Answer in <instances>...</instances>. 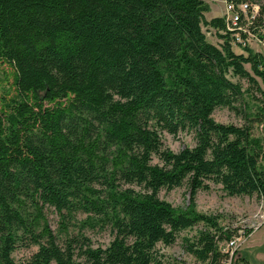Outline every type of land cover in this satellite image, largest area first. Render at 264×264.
Masks as SVG:
<instances>
[{"label": "trees", "instance_id": "1", "mask_svg": "<svg viewBox=\"0 0 264 264\" xmlns=\"http://www.w3.org/2000/svg\"><path fill=\"white\" fill-rule=\"evenodd\" d=\"M209 10L204 0H0V264H161L158 244L198 223L185 251L227 262L219 243L237 230L194 201L209 183L264 201V56L235 52ZM261 29L259 4L251 31L264 39ZM236 106L241 124L213 118ZM162 131H188L195 144L173 152ZM180 186L186 209L158 195ZM46 207L63 229L81 213V226H107L112 239L58 244ZM19 244L37 250L16 261Z\"/></svg>", "mask_w": 264, "mask_h": 264}, {"label": "rangeland", "instance_id": "2", "mask_svg": "<svg viewBox=\"0 0 264 264\" xmlns=\"http://www.w3.org/2000/svg\"><path fill=\"white\" fill-rule=\"evenodd\" d=\"M204 1L209 4V7H211L210 10L205 13L207 17L206 19L211 16L222 17L225 14V0ZM247 1L251 4L264 5V0ZM202 30L209 42L215 45L220 43L218 35L214 29L202 26ZM250 45L251 47H254L255 50L260 49V53L264 56V45L258 42L257 39L251 38ZM232 48L236 52L241 51L234 45H232ZM245 67L249 69L248 65ZM231 80L234 82H240L243 89L251 91V87L248 86L246 80H238L235 77H231ZM236 107L237 110L217 108L213 112V118L217 122L234 123L239 125L243 122V120L241 118V114L237 112L240 107ZM260 130V126L255 127L256 133L260 132ZM160 137L163 146L173 152H178L184 147H192L195 144L193 134L188 131L179 132L175 136L162 131L160 133ZM156 162H158V159L154 157L153 163ZM209 184L210 187L208 190H199L196 193L194 201L195 210L198 213L219 216V223L222 227L237 230L236 237L238 236L239 239L236 242L237 246L233 253H238L240 246L244 243L246 238L250 236L252 231L257 230L261 225L263 226L255 232L252 237L255 241L264 238V201L256 198L255 196H228L221 190L220 185L212 183ZM158 195L160 198L166 200L177 209H186L189 204V193L186 186L176 187L171 190L161 189ZM72 216L73 217L71 219L64 221L66 229H63L61 227V218L58 213L53 208H45V217L48 222V226L55 235L58 244H63L68 235H76L78 233L84 234L88 237L93 246H106L112 239L109 227L99 225L94 227H84L81 226V222L85 218L84 214L76 213ZM203 228V224L198 223L191 228L181 231L172 245L165 246L158 244L161 264H201L191 254L185 251L184 239H193L197 231ZM246 230H249V232L246 233ZM36 250V245L31 244L28 246H21V244H19L14 250L12 256L16 261H23L29 258ZM238 262L239 264H242V260L239 258L237 259V263ZM226 264L233 263L230 259V262L228 261Z\"/></svg>", "mask_w": 264, "mask_h": 264}, {"label": "built area", "instance_id": "3", "mask_svg": "<svg viewBox=\"0 0 264 264\" xmlns=\"http://www.w3.org/2000/svg\"><path fill=\"white\" fill-rule=\"evenodd\" d=\"M257 12L258 4H251L244 0L238 3H235L234 1H226V12L222 16L225 20L226 28L222 33L227 32L229 34L230 43L232 45L239 49L244 46H249L251 48V38L257 39L258 42L264 45V39H260L251 31V24ZM260 31L261 33H264L263 29ZM238 239V236H233L229 240L219 243V250L229 254L227 262H230L237 246L236 242Z\"/></svg>", "mask_w": 264, "mask_h": 264}, {"label": "crops", "instance_id": "4", "mask_svg": "<svg viewBox=\"0 0 264 264\" xmlns=\"http://www.w3.org/2000/svg\"><path fill=\"white\" fill-rule=\"evenodd\" d=\"M212 17L214 16L209 17L207 20H209ZM205 18H207L206 15H205ZM252 49H254V47H252ZM255 51L260 52V49H256ZM240 52L241 51L237 53H240ZM262 226L263 225H261L257 230L252 231L250 236L246 238L244 243H242V245L240 246L238 254L239 256L243 258L242 264H251V263L252 264H264V238L255 241L252 237V235L255 232H257Z\"/></svg>", "mask_w": 264, "mask_h": 264}]
</instances>
